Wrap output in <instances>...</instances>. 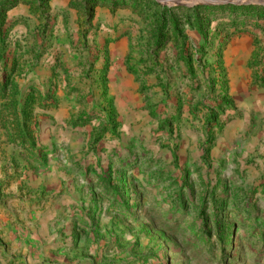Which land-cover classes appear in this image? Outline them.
<instances>
[{"label": "rangeland", "instance_id": "1", "mask_svg": "<svg viewBox=\"0 0 264 264\" xmlns=\"http://www.w3.org/2000/svg\"><path fill=\"white\" fill-rule=\"evenodd\" d=\"M0 264H264V0H0Z\"/></svg>", "mask_w": 264, "mask_h": 264}, {"label": "crops", "instance_id": "2", "mask_svg": "<svg viewBox=\"0 0 264 264\" xmlns=\"http://www.w3.org/2000/svg\"><path fill=\"white\" fill-rule=\"evenodd\" d=\"M125 44H126L125 42H122V43H121V46H124Z\"/></svg>", "mask_w": 264, "mask_h": 264}, {"label": "water", "instance_id": "3", "mask_svg": "<svg viewBox=\"0 0 264 264\" xmlns=\"http://www.w3.org/2000/svg\"><path fill=\"white\" fill-rule=\"evenodd\" d=\"M213 1L218 2V0H213Z\"/></svg>", "mask_w": 264, "mask_h": 264}]
</instances>
